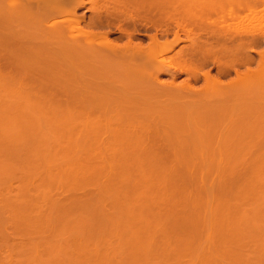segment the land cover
<instances>
[{
  "label": "bare ground",
  "instance_id": "bare-ground-1",
  "mask_svg": "<svg viewBox=\"0 0 264 264\" xmlns=\"http://www.w3.org/2000/svg\"><path fill=\"white\" fill-rule=\"evenodd\" d=\"M262 1L264 2V0H90L91 15L86 22L83 17H78L76 14L77 9L84 6L83 0H0V53H6L4 56L0 55V80L6 78L4 77L5 70L2 73V68L7 70L14 68L22 76L26 73L36 72L42 77H60L63 78L62 89H73V101L75 103L87 107L89 110L103 109L107 115L111 112L112 114L110 113L108 118L105 115L106 119L103 118L102 121L96 119L94 121L79 120L77 123H71L70 126L67 125L68 128L65 129L68 133L66 134L67 139L70 141L68 143H71L73 147L75 145L76 148L77 145L95 146L100 151L102 149L110 151L107 152L109 154L100 152L96 157L100 161H104L106 157L108 160L115 158L114 150L109 148L117 146V144L121 146L125 144L126 146V143L131 140L144 142L141 140L144 136L143 128L145 129V126L140 127L143 124L146 126L152 124L154 131L158 132L166 128L175 129V125L177 127L179 126L177 123H180L182 128L186 130L194 128L199 133L198 140L201 145L209 146V148L215 145L217 150H230V152L236 150L237 155L246 150L243 153L247 154L249 150L254 151L255 146L257 147L255 149H258V146H264V52H261L257 56V60H253V63L247 52L241 53L246 51L243 47H240L239 51L240 45L237 49L233 47L234 50H238L235 52L233 49L229 51L224 47L220 49L222 51H219L210 46V50L208 42L205 45L200 42L201 45L194 38H198L200 33L205 32L206 34V31H209L210 34L218 33L219 35L224 32L225 36L229 32L236 33L237 29H231L236 27L227 25L228 20L232 16L242 15L243 12H246L243 15L249 13L254 17L256 15L262 16L261 14L264 12ZM260 2L261 4H259ZM210 17L212 19L219 17L218 21H222V23H218L217 18L213 22L211 19L208 21L207 18ZM220 17H229V19H225L226 22ZM223 22H226V28ZM254 22L257 23L256 20ZM251 24L254 26L253 21ZM251 24L245 26L249 25L247 26L249 29ZM257 25L255 26L257 27ZM104 26L107 29L110 26L115 27L118 32L117 39H112L110 35L114 33L110 30H103ZM250 29L252 30V28ZM140 30L155 33L184 31L191 35L190 38L188 36L191 45L190 47L187 46L190 50L186 52L191 56L195 55L199 63L195 62L197 66L192 64L193 67L189 65L190 67L187 66L186 71L182 70L189 75L185 82H174L175 77L173 76L175 75L173 72L175 71H170L173 70V65L170 69L172 60L170 59L171 62L169 60L164 61L169 62V65L163 63L162 60L163 55L168 52L166 50L172 49L173 45L162 44L156 35L148 37L147 44L143 45L141 41L136 39V33ZM195 32L198 34L196 35ZM248 32L250 35V30L247 31V34ZM192 33H195L196 36H192ZM251 35L253 36L254 33ZM2 59L6 61L2 62ZM219 59L221 61H218ZM208 60L221 64L222 67H220L217 76L202 69ZM253 64L254 66H252ZM236 65L243 68L237 69L235 68ZM231 72L234 74L232 75ZM162 73H169L168 82L160 80L159 75ZM225 75H232L233 77H228L230 79L225 82L220 81V76ZM190 76L195 79L202 76L201 85H192ZM11 104L19 108V115L39 111L35 110L34 104L26 100L13 101ZM31 116L33 115L31 114ZM25 119V117L22 119L23 122ZM131 119L133 121L129 123ZM142 119H145V122ZM21 122L20 124H16L18 122L11 123L12 127L16 125L15 128H11L13 141L15 143L20 141V144L21 141L26 143V141L31 140L28 133L36 135L38 132L42 135L44 132L42 130L50 131V125H52H47L45 128V123L43 128V126H38L40 121L36 122V125H33V122L31 125L29 124L30 126H26L25 123L22 125ZM132 122L139 123L137 125H140V133L124 135V130H132L135 127ZM1 124L2 122L0 123L1 130L4 128L6 130L10 126ZM189 124L191 125L187 126ZM179 129L181 128L179 127ZM105 133H108V136L104 137ZM25 134L27 140L24 138ZM41 135L39 137H42ZM36 136L35 139H37ZM53 137L57 141L55 138L58 137L55 134ZM54 140L52 141L54 142ZM243 153L241 155H244ZM4 164L0 166V192H5V195L0 194L2 196L0 197V219L2 220L0 224L3 228L6 227L2 224L3 222L11 221L14 228L9 227L10 230H8L7 226L5 230L3 229L4 232L0 229L1 239H5L3 241L10 240V237L15 239V233L17 232V238L21 231L26 236L36 234L34 235L35 238H38L36 237L37 233L42 232L41 230H43V234L39 235L41 237L38 240L33 241L34 236L31 237L34 243L30 241L29 236L27 239L24 237L17 238H21L19 241L21 244L17 242L21 251H15L17 244L14 241V245L12 241H9L11 245L4 242L3 246L7 245L5 248L0 244V264H14L16 259L15 264L18 262L23 264H69L70 261V264H73L75 257L77 264L83 259L80 264H89L90 262V264L93 262V264H264V244L254 246L240 243L236 247L234 259L229 253L230 257H228L226 252L229 248H226V245L222 246L223 249L222 251L220 249L219 255L217 253L214 255L215 257L211 258V254L208 253L204 255L205 257H202L203 255H186L184 252L188 250L183 252L185 255L180 253V256H176L169 251L167 254L165 251L166 254L163 253L159 256L158 253L156 254V250L153 252V249L150 248L152 245L145 243L144 246L139 241L140 244H137L138 239H131V237H133V233H138V230L121 226L132 225L137 218L135 214L139 213H134L128 208L129 203L125 207V203L131 198L128 199L126 194H123L127 181L126 177L124 179L121 177V173H119V177H116V172H114L117 170L116 164L97 163L98 165L95 167L100 170L97 171L98 173L96 172L97 174L94 173L95 175L93 172L91 174L88 168L93 169L91 167H94L96 163L91 164L92 166L88 163L86 168L84 166L79 167L80 170L74 168L73 170H79V173L76 174L68 171L72 167L68 169L62 164L58 167L57 165L51 166L52 163H47L48 165L45 163L44 166L36 163L37 168L35 164L32 166L25 163L26 168H23L25 166L16 168L17 166L14 165L16 169L12 164L11 166H4ZM104 167L107 171H113V173L112 171L109 172L111 173L109 176L107 175L109 182L106 181L105 175H99L102 174L101 169L103 173L106 171ZM15 174L20 177L16 192L18 194L10 197L6 192L10 191L12 182L6 180ZM261 174L254 173L253 176H250L248 187L252 185L254 192L259 186L258 190L264 188V176ZM250 181L252 182L250 183ZM90 185L93 187L94 195H91V192L88 193L92 189ZM88 186L91 189L88 190ZM72 187H76L75 190L88 191L86 193L88 195L83 199L71 196L64 201L63 198L50 195L53 189L68 191ZM243 188L246 190L245 187ZM74 199H77L80 204L82 203L81 200L90 201L96 207H91L93 208L91 211H84L83 208L80 210L78 207L72 206L71 200ZM106 203H110L108 210L105 208ZM123 205L124 207H122ZM260 210L245 212L243 209V212H238L241 216L235 214L240 221L244 222L241 224H244L245 228L236 223L240 227H236L234 224L232 225L234 227L231 228L209 226L207 231L217 230L214 231L217 233L224 231L225 234L228 231L229 234L232 230V236L233 233L235 236L242 233L246 236L254 234L252 235L255 237L254 240L260 239L263 242L264 212ZM212 211L214 210L210 212ZM225 218L229 220L227 217ZM235 221L237 222V220ZM261 221L263 224L260 223ZM227 223L228 221L225 222L226 226ZM76 225H83V227ZM92 225L109 227L92 228ZM249 225L253 228H250ZM47 231L49 232L47 233ZM44 232L47 237H45ZM130 232H133L132 235ZM236 232L238 234H235ZM22 233L21 236H24ZM49 233L51 234L49 235ZM220 234L224 236V233L221 232ZM244 234L243 236H245ZM4 235L8 237L6 238ZM43 235L44 237H42ZM114 237L118 240L111 243L114 246H109L111 245L110 241L112 242L110 238L115 239ZM23 238L32 244L22 246V243H25ZM227 239L229 241V238ZM103 241L105 242L103 243ZM120 241L122 244L119 243ZM105 243L109 244L106 245ZM87 247L89 251L93 252L91 254L95 253L94 258L85 255L86 252H89ZM195 247L192 248L195 249ZM190 248L188 247V249ZM146 250H149V253ZM249 251L255 252L254 255L250 257ZM17 253L20 254L18 255L20 258L13 257L14 255L17 256ZM80 253L84 254L85 257H81ZM77 258L80 259V262ZM86 258L91 260H86ZM65 259H67L66 263Z\"/></svg>",
  "mask_w": 264,
  "mask_h": 264
},
{
  "label": "rangeland",
  "instance_id": "rangeland-1",
  "mask_svg": "<svg viewBox=\"0 0 264 264\" xmlns=\"http://www.w3.org/2000/svg\"><path fill=\"white\" fill-rule=\"evenodd\" d=\"M78 14L82 16L84 15L85 20L87 21L91 15V12L90 10H86L85 8H78L77 16ZM102 29L112 31L114 34H111L110 37L112 39H117L118 32L116 31L115 27L110 26L107 29V27L104 26ZM141 32H145V31L142 30ZM146 32L149 33L152 31H146ZM137 38L138 40L140 38L142 39L141 36L139 37L137 36ZM0 55L4 56L6 55V53L1 52ZM1 61L5 62L6 60L2 59ZM239 68H243V67L239 66ZM9 69L7 70L6 68L4 69L2 68V73L5 70L4 77L6 78L3 80H0V119H1L0 123L2 122L1 125H4V124L7 126L10 125L6 130H4L5 129L4 127H3L4 129H2L3 131L0 129V166L1 164L5 163L4 166L5 165L11 166L12 164L14 168L15 166H17L16 168H20L23 166H25L23 168H26L27 167L26 164L28 163V164H31L32 166L35 164V166L38 168V165L41 166L43 164L42 166H44L45 163L46 165H48L47 163H52V164L55 163L53 165L52 164L50 165L51 166L57 165L59 167L62 164V166H65V167L67 166L68 169L69 167H72L71 170L70 169L68 170L67 168L66 169L68 171H72V173L75 172L76 174V173H79L78 172L80 170L79 167L84 166L86 168V164L88 163L90 164V166L96 163L94 167L95 166L97 167L98 165L97 163H100V164L101 163L103 164L112 163L114 165L116 164L117 167L115 166V168L117 170L119 169L118 171L117 170L114 171L116 172V177L117 176L119 177L120 176L119 173H121V177L123 179L126 177L125 179L127 181L125 185V190L127 191L125 192V190L123 189V194L124 195L126 194L128 199L131 198L125 203L126 205L125 204L124 205L126 207L127 203H129L128 208L133 210L134 213L135 212L139 213L137 215L135 214L137 218H135L134 216L135 224L133 223L132 225H121V226H123V228H132V229L138 230V233L136 234L133 232H130L131 235L133 233V237L130 236L131 239H138L137 244L141 243V245L144 244L145 246L148 243L147 245L149 244L152 245V247L150 246V248L153 249V252L156 250L155 252L156 254L158 253L159 256L163 253L166 254L165 251L168 254V251H169V253H171L172 255L174 254L176 256L177 255L180 256V253H181L183 255L192 254V255H197V256L203 255L202 257H205L204 255L208 253V254H211L210 256L211 258H213L215 257L214 255H217V253L219 255L223 249L222 246L224 247V245H226V248L227 247L229 248L227 249V252H226L227 255L229 253L230 256H233L231 258L234 259L236 257L235 253L237 251L236 247L238 244L242 243L243 245L249 244V245H254V246L264 244V241L262 242L260 241V239L254 240L255 237L252 236L254 234L246 236L244 233L242 234L239 233L240 234L239 236L238 235L235 236L233 233V236H232L231 235L232 230H231L230 231L231 233H229L230 235L228 234V231L226 234L224 231H221L222 234L224 233L223 234L224 236H222L220 234L221 232L220 233L219 231L218 233L214 232L217 230L207 231L209 226L210 227L213 226L214 228L215 227L219 228L220 226L231 228V227H234L232 226L234 224L236 227H240V226L244 227L245 225L241 224L243 221H240L239 217L235 216V214H237V216H241L238 212L239 211L243 212V209L245 210V212L246 211L250 212L252 210L259 211L262 208L260 211L264 212V188H261L260 189L261 191H260L258 190L260 186L258 188L256 187L257 189L254 192L252 185L251 187L250 186L248 187L250 176H253L254 173L261 174L263 172L261 175L264 176V167H263L264 166V146L262 147L258 146V149H255L257 148L255 146V148L253 149L254 151L251 152V150H249V153L245 154L243 152H245L246 150L245 151L243 150L242 152H240L239 155H237L238 153L237 154L235 153L236 150H233V151L231 150L232 152H230V150L228 151L217 150L215 145L214 146L212 145L213 147L210 146L209 148V146L199 144V140H198L200 136L199 133H197V131L194 130V128H192L193 130L189 128L188 130L182 128L183 126H180L181 125L180 123H177L179 124V126H177L178 128L175 125V129L177 128L176 130L174 128H173L174 130L170 128L169 129L166 128L165 130H161L158 132L154 131L152 124H149L148 126H146V124H143V126H140V125L139 126L140 127L145 126V129L143 128L144 136H143V139L141 140L144 142L131 140L129 143H126L127 144L126 146L125 144L124 146L117 144V146L109 148V149L114 150L116 154L115 158H113L112 160H108V158L106 157L104 161H100L99 159L96 158L97 155H99L100 152L109 154L107 152H110V151H105L103 149L100 151L95 146L86 147L84 145H77V148H76V145H75V147H73L71 143H68L69 140L67 139V135H66L68 133H67V130L65 129L66 127L68 128V126H70L71 123L72 124L77 123L79 120L83 121L85 119H88V121H94V119H96V120L102 121L103 118H105V115L107 116L106 118H108L111 112L107 115L105 114V110L103 109H90L89 110V108L80 106V104L75 103L73 101V94H74L73 89L70 88L66 90V89H62L61 87V84H62L61 82L63 81V78H60V77L50 78L48 76L42 77L40 74L36 72H33L31 74L26 73V74H23L24 76H22V74L16 71V69L14 68L11 70ZM209 71L212 74L218 75L216 71H213V70H209ZM231 74L233 75L234 73L231 72ZM232 75L231 76L229 75L220 76V81H223V82H225L226 80L228 81V79H230L228 77H233ZM159 78L162 81L165 80L162 74L159 75ZM177 79L178 78H174V81L178 83L185 81L184 80L185 78H182L181 80H177ZM202 81L200 77L197 79H190V83H192L193 85H199L200 83H202ZM17 100H26L35 105L34 106L35 110H39L41 112L39 111H37V113L26 112L27 114L25 113L23 115H19L18 114L19 108L15 106L14 104H11V102L13 101L15 102ZM31 114L33 116H31ZM24 117L26 119L23 122L22 119H24ZM136 118L135 120H137ZM132 119L129 120V123L130 121L134 120ZM38 120L40 121V124L41 123H44V124L40 125L38 123L39 122ZM140 120H141V117H140ZM142 120L145 122V119H142ZM35 121L38 123V126H43V128H44L45 123H46L45 128L47 127V125L52 124L50 125L52 129L50 127V131L42 130L44 131L42 132L43 133L42 135L41 133L38 134L37 132L36 133L37 136L34 133L32 134L28 133L30 136L29 138H31L32 140V143H31V140L26 141L27 140L26 134L24 137L26 138V140L23 138L26 141V143H24V141L22 143L21 141V144H20V141L18 140V138L16 139L19 142L15 143V141H13V130L11 128H15L16 125L15 126L13 125L14 127H12L11 123L18 122L16 124H20L21 122L22 125L25 123L26 126H30L31 123L33 124V122H34L33 125H36ZM143 121L142 123H144ZM136 122L135 123L132 122V125L133 124L135 125V127L132 130L131 129H127V131L124 130L123 134L124 135H128V134L134 135V134H137L138 132L140 133V127L137 125L139 123H136ZM142 123L140 122L141 125ZM190 125L191 124L187 126H190ZM56 127H59V128H56ZM179 127L181 129H179ZM33 134L36 136L37 139L34 138L35 136ZM52 134L53 135L55 134L56 137L59 138V139L58 138H55V139L57 141L60 140V142L55 141L54 140L55 136L53 137ZM39 135H41L42 137H39ZM106 136H108V133L104 134V137ZM51 139L54 140L55 143ZM211 148H214V149H211ZM196 149H200V150H196ZM241 153H243L244 155H241ZM35 157H36V160H34ZM256 157H259V158L256 159ZM51 159L53 160V162ZM36 163L38 165H36ZM121 165H123L124 167L123 166L121 167ZM94 167H91V168L95 169L96 167L95 168ZM74 168H78L79 170L77 169L73 170ZM98 168L100 167L98 166ZM104 168L106 170V167ZM88 169L91 172V174L92 172L94 174L98 170H100V169L97 170V168L93 170V169H90V167ZM110 171L106 170L104 171V173L105 172H108V173L104 174L103 170L101 169L102 174H99V175L101 176L105 175L104 177L107 178L106 179L107 181L109 180L108 179L109 174H111L109 173ZM114 175L112 176L114 177ZM19 179L20 177L17 174L7 178L6 181L12 182V187L10 191L6 192L8 196L14 197L18 194L16 192L18 191L17 185L19 184L18 182ZM252 181H250V183ZM243 182L246 183V184L244 183V186L242 185ZM91 187L88 186V190L91 189ZM243 187H245L246 190H243L244 189ZM72 189H70L71 191L68 189H66L68 191H65L64 189H53L52 190L53 192H50V195L61 198V199L63 198V201L64 199H69V197L71 196L72 197L77 196L75 198L83 199L86 197V195H88L86 194L88 191L84 192V190H75L77 189L76 187L74 188L72 187ZM90 192H91V195H94L93 187L91 191H89L88 193L90 194ZM0 194L5 195V192H0ZM77 199H74L73 201L71 200L73 204L72 206L78 207L80 210H82L83 208L84 211H91L93 209L91 207H93L94 204L91 203L90 201H88L90 202L88 203L87 201L85 202L84 200H81L80 202L82 203L80 204L78 203ZM109 204L110 203H106L107 205L105 207L106 210L109 209L108 207ZM124 205L122 207H124ZM94 207H96V205ZM78 208H75V209H78ZM211 210H214V211L210 212ZM209 212L211 213V215ZM225 217H227L229 220H227ZM235 220H237V222ZM0 221L2 220L0 219ZM227 221L229 224L227 223V226H226L225 222ZM231 221L233 222L231 223ZM221 223L222 224L224 223V224L219 225ZM236 223L239 224L240 226H237ZM260 223L263 224L262 221ZM2 224L6 225V227L8 226L7 228L8 230H10L9 227L11 229L14 228L11 221L9 222L6 221V222H3ZM249 226L250 228H253V226L251 225ZM6 227L4 226L2 228L0 224V229L5 230ZM77 227H83V225H78ZM91 227L92 228H101V227L108 228L109 226L92 225ZM41 231L42 232H40L39 234L37 233L36 237L38 238H35L34 235L36 234L32 236H30L28 233L27 234L30 238L34 236L33 237L34 238L33 241H34L35 239L37 240L40 239L39 237L41 236L39 235L43 234V230ZM48 232L49 231H47V233ZM16 233L14 237L15 239H11L10 237V240L7 239L8 241H3L5 239L2 240L1 239L2 237H0V244H2L3 246V243L6 242V244L8 243L11 245L9 241H12V244H13V241L16 242L17 244V242L19 243L22 237L26 239L29 238L28 236L24 235L21 231L17 235L18 236L17 238L19 237L21 238L17 239ZM21 233L24 236H21ZM50 234L51 233H49V235ZM235 234H238V232H236ZM243 234L245 236H243ZM44 235L45 237H47L46 233ZM44 235L42 237H44ZM4 237L6 236L4 235ZM24 238L22 240L25 242L24 244L26 245L22 243V246H27V245L34 243L32 242V238L31 240L29 239L32 243H30V241L24 240ZM112 238H110V240H112V242L110 241V244L115 243V241L118 240L115 237H114L115 239H112ZM227 238H229V241ZM138 241L140 243H138ZM104 242L105 241H103V243ZM119 243L122 244L121 241ZM154 245L155 247H153ZM194 245L197 247H195ZM109 246H114V245L111 244ZM19 247L20 246L17 244L15 251L19 250ZM188 247L189 248L191 247L190 248L191 250L188 249ZM192 247H195V249H193ZM162 248L164 249V251ZM203 248L206 250H204ZM86 249L87 251H89L88 247ZM208 249L209 251L210 250L211 251L209 252ZM202 250L203 252H201ZM150 251L152 252L151 249ZM184 251H187V252H184ZM82 252L84 253V251ZM91 253L93 252L90 250L89 252H86L85 255L87 257L89 256V257L94 258L93 255L95 256V253L94 254H91ZM128 253H131V252H128ZM147 253H149V250L147 251ZM254 253L255 252L253 251H249V256L250 257L253 256ZM18 255L20 254L17 253V256L14 255L13 257L16 258L18 257ZM81 255H80L81 257H85L84 254H81ZM229 255L228 257H230ZM97 257H99V255H97ZM97 257H96V260H98ZM75 258H74V261L77 264V261L75 260ZM78 259L79 258H77V260ZM87 259L88 258H86V260ZM15 261H14V264L16 263ZM66 262H67V259H65V263ZM78 262H80V259ZM19 263L21 262H18V264ZM75 263L73 262V264Z\"/></svg>",
  "mask_w": 264,
  "mask_h": 264
},
{
  "label": "flooded vegetation",
  "instance_id": "flooded-vegetation-1",
  "mask_svg": "<svg viewBox=\"0 0 264 264\" xmlns=\"http://www.w3.org/2000/svg\"><path fill=\"white\" fill-rule=\"evenodd\" d=\"M83 2H84V6L83 7H81V8H85L86 10H89V4H90V0H83ZM262 3H264L263 1H262ZM259 4H261V2L259 3ZM87 5V6H86ZM263 7H264V4L262 5ZM77 14V13H76ZM241 14V13H240ZM243 14H246V12H243L242 13V15H238V16H232L231 18H230V20H228L229 22V24L227 23V25H229V26H231V27H236V28H231V27H229V28H231L232 30H236V33L234 32L233 34H232V32H229V33H226V36L224 35V32L222 33L221 32V35H219L218 33L217 34H215V33H211L210 34V32L209 31H206L207 33L205 34V32L204 33H200L198 36L200 37V39H198L197 37L196 38H194L195 40H197L198 41V43H202L203 45H205V44H208L209 43V49H210V46H211V48H215L214 50H219V51H222V50H220V49H222L223 47L226 49V50H229V51H232V49H233V51L235 52V51H238V50H234V48L235 49H237V47H238V49H239V51H240V47H243V49H244V51L245 52H241V53H248V55H250V59H251V61L254 63V61H256L257 60V56L259 55V54H261V52L263 53L264 52V27H263V25H264V12H263V14H261L262 16H251V14H247V15H243ZM78 17H83V19L85 20V17H84V15L82 16V15H79L78 14ZM90 18V17H89ZM89 18H88V20H89ZM215 18H217L216 19V21H218V19H219V17H215ZM214 18V19H215ZM209 19V20H208ZM212 21H211V20ZM214 19H212V17H210V18H207V20L208 21H211V22H213V20ZM220 19L222 20V19H229V17H224V18H221L220 17ZM88 20L86 21V22H88ZM205 20H206V18H205ZM207 20H206V22H207ZM232 20V24L230 23V21ZM254 20H256L257 21V23H255L254 22ZM226 22H227V20H225ZM252 21H253V23H254V26H253V24H251L252 23ZM220 21H218V23H219ZM226 22H223L224 24L226 23ZM210 23V22H209ZM222 23V21L220 22V24ZM246 24H251L250 26L251 27H249V29H248V27L247 26H249V25H247V26H245ZM256 24H258L257 25V27L255 26ZM226 24H225V28H226V26H227ZM222 26H224V25H222ZM253 26V27H252ZM224 28V29H225ZM248 30H250V33L251 34H253L254 33V35L252 36L251 34L249 35V32H248V34H247V29ZM250 28H252V30L250 29ZM223 29V30H224ZM230 29V30H231ZM245 29V30H244ZM247 30V31H246ZM142 30H140V31H138L137 33H136V39L138 40V38H137V36L139 37V36H141L142 37V39L140 38L139 39V41H141V43L144 45V44H147V42H148V37H150V36H152V35H156V37H157V39H158V41L159 42H161L162 44L164 43V45H165V43L166 44H169V45H173V47H172V49H168V50H166V51H168L166 54H164L163 55V58H162V60H163V63H167V65H169V62H164V61H167V60H169L170 61V59L172 60V64H170V69H171V65H173L172 66V68H173V70L171 69H169L171 72H173V71H175V72H173L174 74L173 75H175V76H173V77H175V78H178L177 80H181L182 78H185L184 80L186 81V79L188 78V74H186V72H183L184 70L186 71V68H187V66H188V68L190 67L189 65H191V67H193L194 66V64H195V66H197L196 64L197 63H195V62H198L197 61V58H196V56L195 55H193V56H191L190 54H188V52H186L187 50L189 51L190 50V48H187V46L188 47H190V43H189V40L190 39H188V36H189V38H190V34L189 33H185L184 31H178V32H158V33H155V32H149V33H147L145 30H143V31H145V32H141ZM148 31V30H147ZM251 31H254V32H251ZM256 32V33H255ZM196 33V32H195ZM195 33H192L193 35L192 36H194L195 35ZM189 34V35H188ZM198 33H196V35H197ZM204 34H205V36H204ZM229 34H232L231 36L228 35ZM195 35V36H196ZM206 35H207V37H206ZM210 36V37H209ZM213 36V37H212ZM219 37V38H217V37ZM224 37V38H223ZM227 39H226V38ZM206 40H205V39ZM207 38H208V40H207ZM223 39H224V41H223ZM194 40V41H195ZM205 40V41H204ZM223 42H222V41ZM196 41V42H197ZM204 41V42H203ZM206 42V43H205ZM208 42V43H207ZM216 42H218V43H216ZM200 43V44H201ZM199 44V45H200ZM201 44V45H202ZM213 45V46H212ZM217 45V46H216ZM219 45V46H218ZM222 46V47H221ZM220 47V48H219ZM234 47V48H233ZM212 49V50H213ZM242 49V50H243ZM211 50V49H210ZM184 51H185V54H184ZM183 53V54H182ZM194 57V58H193ZM210 60V59H209ZM207 61V63H205L204 64V66H202L203 68V70H213V71H216V73H218V71L221 69L220 67H222L221 66V64H218L217 62L215 63H213L212 61ZM212 60V59H211ZM254 60V61H253ZM194 61V62H193ZM218 61H221V59H219ZM199 63V62H198ZM221 63V62H220ZM192 64H193V66H192ZM254 65V64H253ZM185 67V68H184ZM242 67V66H241ZM235 68H239V66H235ZM239 69H242V68H239ZM183 70V71H182ZM169 71V72H170ZM232 71V70H231ZM233 72V71H232ZM162 75H163V78L165 79L163 82H168L169 81V73L167 74V73H162ZM212 75H214L215 76V74H212ZM217 76V75H216ZM191 77V76H190ZM189 77V78H190ZM199 77H201V80H202V76H199ZM198 77V78H199ZM191 79H195V78H193V77H191ZM161 80V79H160ZM183 80V81H184ZM162 81V80H161ZM184 81V82H185ZM175 82V81H174ZM176 83H178V82H176ZM181 83H183V82H181ZM192 84V83H191ZM193 85V84H192ZM199 85H201V83L199 84ZM194 86H198V85H194Z\"/></svg>",
  "mask_w": 264,
  "mask_h": 264
}]
</instances>
